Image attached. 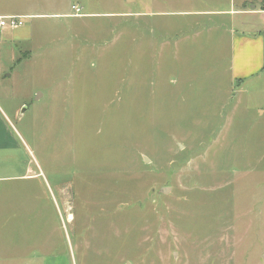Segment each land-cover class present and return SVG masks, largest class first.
<instances>
[{
    "label": "rangeland",
    "instance_id": "rangeland-1",
    "mask_svg": "<svg viewBox=\"0 0 264 264\" xmlns=\"http://www.w3.org/2000/svg\"><path fill=\"white\" fill-rule=\"evenodd\" d=\"M149 1L72 0L88 14L32 18L0 53L18 145L0 176L36 174L0 180V250L60 237L74 264H264V76L232 81L218 16L185 12L264 0H155L168 13L138 27Z\"/></svg>",
    "mask_w": 264,
    "mask_h": 264
},
{
    "label": "crops",
    "instance_id": "crops-1",
    "mask_svg": "<svg viewBox=\"0 0 264 264\" xmlns=\"http://www.w3.org/2000/svg\"><path fill=\"white\" fill-rule=\"evenodd\" d=\"M134 3H138L141 5V0H133ZM73 6H79L77 3H72V0H0V15H26L25 22L23 25L15 27V28H4L0 29V53L4 52V49L7 45L12 46L13 41H19L23 39H27L31 35V20L32 18H41V17H49L54 18L58 16L62 17H71V16H85L88 13H82L81 15H76L75 9ZM155 0H150L147 5L144 6L143 9L136 10L133 13L134 18L139 19L138 27L141 26L142 20L144 24L149 25V29L152 28L153 21L151 18L154 14H163L168 13L167 11L162 10H154ZM161 6V5H160ZM80 7V6H79ZM185 12H194L195 15H214L218 16L217 19L220 20L216 25L208 27V32L213 33L216 37L214 39L213 45H220L221 40L224 39L226 41L223 42V45L229 47L230 55H231V66L232 69L230 77L232 81L237 79L239 84L243 85L246 82L250 81L253 78H258V80L262 79L264 76V2L258 6V4H243L240 7H233L230 8L226 7H215V8H206L196 11H185ZM230 16V22L232 25L237 24V17H242L239 25L242 27L239 30V34H237V29L234 30L233 27H228L226 23L220 24L222 22V18H226V16ZM222 16V17H221ZM149 17V19H148ZM146 19L148 21H146ZM137 24V23H134ZM203 26V27H205ZM202 27V29H203ZM214 30V31H213ZM142 32V31H140ZM201 31H196L193 35L200 36ZM151 37V35H150ZM155 37V34H154ZM152 37V39L154 38ZM166 37V36H165ZM162 36V39L166 40V38ZM188 37V36H187ZM212 45V44H211ZM14 52V51H13ZM12 55L15 56V52ZM29 54V53H27ZM231 71V70H230ZM5 71H0V87L1 82L5 77H9L10 74L3 76ZM225 72L224 74H227ZM230 74V73H229ZM227 76V75H226ZM6 112L0 106V157H6V152L14 151L18 145L13 140L12 134V127L9 124V119L6 117ZM5 154V156H4ZM9 165V164H7ZM32 175L36 174H28L27 169L20 173L17 176L6 174L4 176H0V180H7L15 177L19 178H27ZM59 189V188H58ZM30 202H39V199H31ZM71 220V219H70ZM4 231V230H3ZM1 234V237L4 238H12L21 237V238H28L27 235L29 233H13V232H6ZM39 234V235H38ZM53 231L48 233H32V237L30 238H43V239H53L56 237ZM58 242L57 246H52V243H45L50 245L52 249H47L45 246L40 248L39 242L35 241L32 243L33 246L30 247V250H26L27 248L19 247V249H11L6 242V246L4 250H0V255L4 256L13 255L16 253L19 255V260L23 261L22 264H74L75 262V255L72 252V247L69 242L68 247H59L61 243ZM39 247V249H38ZM53 248L56 251H53ZM27 254H33L31 257L32 259L27 261L26 257ZM11 258V257H10ZM7 258V259H10ZM8 261V260H7Z\"/></svg>",
    "mask_w": 264,
    "mask_h": 264
},
{
    "label": "built area",
    "instance_id": "built-area-1",
    "mask_svg": "<svg viewBox=\"0 0 264 264\" xmlns=\"http://www.w3.org/2000/svg\"><path fill=\"white\" fill-rule=\"evenodd\" d=\"M76 15L81 14V8L79 6H73ZM26 15H0V29L15 28L21 26L25 22Z\"/></svg>",
    "mask_w": 264,
    "mask_h": 264
},
{
    "label": "water",
    "instance_id": "water-1",
    "mask_svg": "<svg viewBox=\"0 0 264 264\" xmlns=\"http://www.w3.org/2000/svg\"><path fill=\"white\" fill-rule=\"evenodd\" d=\"M167 189H168V188H167V187H165V188L163 189V191H167Z\"/></svg>",
    "mask_w": 264,
    "mask_h": 264
}]
</instances>
